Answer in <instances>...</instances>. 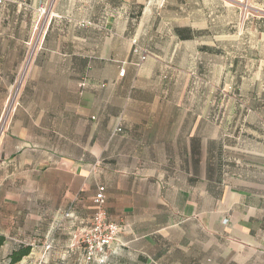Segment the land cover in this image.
<instances>
[{"label": "crops", "instance_id": "obj_1", "mask_svg": "<svg viewBox=\"0 0 264 264\" xmlns=\"http://www.w3.org/2000/svg\"><path fill=\"white\" fill-rule=\"evenodd\" d=\"M38 1L47 27L45 57L35 67L86 69H73L75 77L61 70L59 81L48 76L34 88L47 92L48 103L28 108L24 134L5 140L17 150L13 144L2 149L0 166L13 167L24 155L22 169L29 178L46 179L40 187L56 194L48 201L59 208L79 202L81 179L90 180L93 216L98 189L105 187L108 219L121 233L104 264H264V140L263 150L227 160L223 143L210 146L198 125L177 121L171 97L155 89L158 77L147 73L150 56L141 65L133 52L120 59L124 77L118 70L100 74L110 68L114 40L168 31L169 50L176 51L178 44L202 40L204 28L193 19L171 23L159 0H0V66L27 64L33 15L17 4ZM54 35L60 38L56 53L48 47ZM81 45L88 55L77 52ZM148 48L167 62L161 46ZM57 130L63 143L50 149L47 132ZM12 178L10 172L4 182ZM8 245L1 259L20 247Z\"/></svg>", "mask_w": 264, "mask_h": 264}, {"label": "rangeland", "instance_id": "obj_2", "mask_svg": "<svg viewBox=\"0 0 264 264\" xmlns=\"http://www.w3.org/2000/svg\"><path fill=\"white\" fill-rule=\"evenodd\" d=\"M159 4V11L166 12L171 23L177 19V24H185L193 19L194 25L203 27L202 40L191 45L178 44L176 51H170L172 39L167 36L168 31L158 38L154 34L136 36L133 32L131 38L114 40L110 68L102 67L100 74L120 71L118 61L130 52L132 56L134 48L147 50L157 44L163 55L159 56L167 62L149 50L152 60L147 63V73L158 77L154 79L155 89L160 88L171 97L177 121L198 125L197 129L207 134L210 146L223 143L227 160L236 155L248 157L254 149L263 150L259 142L264 140L260 125L264 115L259 112L264 108V0H159ZM17 6L32 12L33 33L27 46V64L0 66V155L4 153L2 149L13 144L5 143L9 134H24L22 125L29 118L28 108L47 105V92L36 93L34 88L44 86L48 76L59 81L61 70H70L68 75L75 77L73 69H86L35 67V62H42L45 57L46 9L39 1L28 4L30 7L24 3ZM166 23L168 27L169 21ZM58 39L54 35L48 42L50 52L56 53ZM84 48L81 45L77 51L82 56L88 55ZM61 133L62 130L47 132L50 149L63 143L58 139ZM3 157L0 156L1 163ZM15 160L13 167L0 166V232L7 236L8 246L32 247L31 254L18 264H85L83 235L93 220L90 180L81 179L79 202L59 208L48 201L56 194L49 190L46 195L40 187L46 179L29 178L22 169L28 158L20 155ZM10 172L13 178L4 182ZM7 263V257L0 258V264Z\"/></svg>", "mask_w": 264, "mask_h": 264}, {"label": "built area", "instance_id": "obj_3", "mask_svg": "<svg viewBox=\"0 0 264 264\" xmlns=\"http://www.w3.org/2000/svg\"><path fill=\"white\" fill-rule=\"evenodd\" d=\"M134 55L139 57V65L145 63L150 54L142 48H134ZM126 70L120 71V77H124ZM105 187H100L95 197L96 212L93 216L91 227L83 235L85 247V264L106 262L105 252L118 241L121 228L108 219L106 211Z\"/></svg>", "mask_w": 264, "mask_h": 264}, {"label": "trees", "instance_id": "obj_4", "mask_svg": "<svg viewBox=\"0 0 264 264\" xmlns=\"http://www.w3.org/2000/svg\"><path fill=\"white\" fill-rule=\"evenodd\" d=\"M6 242L5 237L0 236V249L4 246ZM32 252L31 246H20L18 249L12 251V253L7 257V264H18L25 257H28Z\"/></svg>", "mask_w": 264, "mask_h": 264}]
</instances>
